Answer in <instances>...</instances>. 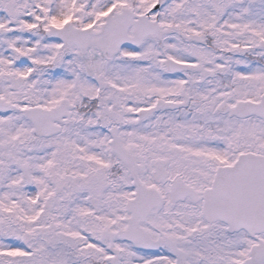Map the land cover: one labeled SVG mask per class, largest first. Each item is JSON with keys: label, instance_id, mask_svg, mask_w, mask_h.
Wrapping results in <instances>:
<instances>
[{"label": "snow or ice", "instance_id": "snow-or-ice-1", "mask_svg": "<svg viewBox=\"0 0 264 264\" xmlns=\"http://www.w3.org/2000/svg\"><path fill=\"white\" fill-rule=\"evenodd\" d=\"M0 264H264V0H0Z\"/></svg>", "mask_w": 264, "mask_h": 264}]
</instances>
